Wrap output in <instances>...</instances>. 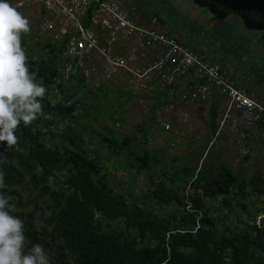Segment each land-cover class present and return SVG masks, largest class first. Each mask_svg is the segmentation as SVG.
Segmentation results:
<instances>
[{
  "label": "trees",
  "instance_id": "16d2710c",
  "mask_svg": "<svg viewBox=\"0 0 264 264\" xmlns=\"http://www.w3.org/2000/svg\"><path fill=\"white\" fill-rule=\"evenodd\" d=\"M63 43L37 41L42 55L24 43L11 69L0 59V264H264V219L255 222L264 210V167L235 174L203 155L205 146L167 165L157 157L163 148L146 147L148 127L120 134L93 126L101 112L93 93L112 90L80 75L57 82ZM119 168L128 171L127 186ZM137 175L139 193L131 188ZM22 247L34 249L33 259Z\"/></svg>",
  "mask_w": 264,
  "mask_h": 264
},
{
  "label": "rangeland",
  "instance_id": "374dc122",
  "mask_svg": "<svg viewBox=\"0 0 264 264\" xmlns=\"http://www.w3.org/2000/svg\"><path fill=\"white\" fill-rule=\"evenodd\" d=\"M2 2L0 0V59L4 61L8 69H11L13 63L17 61L16 58H19L25 51L24 43H30L36 55H42V51H36V42L50 36V32L41 26L42 22L47 20V17L43 15L38 2H27L25 6L18 10V14H14L15 11L12 9L11 1H8L5 5ZM116 2L132 15L138 13L150 16L152 13H156L163 23L161 30L164 34L174 35L173 37L180 43L202 52L206 60L224 66L222 68L224 72L230 73L237 82L245 87H255L264 99V37L259 36L256 31L244 27L240 17L234 13L228 12L223 17L218 15V17L211 18L210 14L199 8L191 0H116ZM14 16H16V19H14ZM98 31L102 36H107L104 29H98ZM113 81H102L97 86H93L107 85L112 90L107 97L100 95L98 92L93 93L98 96L95 104L101 109L99 118L92 123L93 126L104 124L116 129L120 134L134 127H148V140L145 145L147 148L156 150L163 148L162 154H157V157L162 156L164 163L167 165L172 156L186 155L195 149L197 150L195 157L201 154L200 145L203 140L208 138L206 132L200 131V128L203 129V127L192 129H189L190 127H176V123L173 122L175 116L173 109L162 106V108L158 107V111L153 110V112L154 100L151 94H148L149 92L141 93L138 89L135 90L137 92H132V90L128 92L126 86L122 83V81L124 82L123 77H116ZM87 84L92 85L93 83L87 82ZM88 87L92 88L91 86ZM121 99L125 103L117 110L116 108H118ZM107 100L110 101L109 110H116L117 113L121 111V118L124 122L114 121L109 112H105ZM192 112L195 111L192 110ZM158 114L161 117L163 115L169 121L168 125L170 126L164 133L158 129V125L154 120H151V122L149 120L151 115L155 117ZM195 115L197 114L195 113L193 116ZM176 117L179 119L178 116ZM187 125L190 126L188 122ZM168 138H172V140L166 142L167 145L163 147L162 142ZM213 140L208 143L206 151L211 156L215 152L218 156L213 157H217L226 163L235 174L250 176L258 170L259 157L256 152L252 151L247 156V160H243L238 144L233 143L231 136L225 130L220 132L218 137L214 136ZM136 141L137 137L131 142L132 147ZM124 156L125 153L120 158L121 161L124 160ZM102 163L107 170H112L111 162L104 161ZM116 175L121 177L123 186H127L129 183L128 171L125 168H119ZM131 188L135 193L145 189L140 175H137ZM21 195L23 199L25 193L22 192ZM7 200L14 201L13 197L9 195H7ZM209 204L213 206L214 213L218 210L221 211L220 206L216 203L211 202ZM257 206L259 207L258 202L253 205L248 204L247 207L251 210ZM13 209L23 212L30 210L29 206L22 209L15 206ZM34 218L36 226L42 224L37 212L34 214ZM239 218L244 219L245 217L241 215ZM255 222H258L257 219H255ZM17 242V239H13L7 242L6 245L9 248H15ZM21 249L26 251L27 260L33 259L30 256L34 251L32 247H22Z\"/></svg>",
  "mask_w": 264,
  "mask_h": 264
},
{
  "label": "built area",
  "instance_id": "2783aa9c",
  "mask_svg": "<svg viewBox=\"0 0 264 264\" xmlns=\"http://www.w3.org/2000/svg\"><path fill=\"white\" fill-rule=\"evenodd\" d=\"M9 1L14 14H18L27 2H38L47 17L41 26L50 32V42L57 45L64 41L59 83L80 75L96 86L121 76L128 87L169 100L177 99L183 107L209 98L214 89L216 98L224 99L227 109L240 113L234 118L231 131L242 134V127L264 124V105L236 85L217 62L206 60L199 51L159 31L156 15L150 16L146 24L137 23L116 0ZM98 29L111 35L134 37L139 47L150 51V62L142 67H132L126 57L109 54L97 38ZM94 55L99 57L98 64L93 60ZM181 78L184 82L180 87ZM55 95L59 97L58 92ZM183 123L186 125L187 121L183 119ZM161 125L163 130L169 127L166 122ZM260 141L264 149V130ZM256 219H264V210Z\"/></svg>",
  "mask_w": 264,
  "mask_h": 264
},
{
  "label": "crops",
  "instance_id": "0c3cea01",
  "mask_svg": "<svg viewBox=\"0 0 264 264\" xmlns=\"http://www.w3.org/2000/svg\"><path fill=\"white\" fill-rule=\"evenodd\" d=\"M152 15H156L158 17L157 28L159 31L164 33L161 30L163 28V23L161 21V18H159V16L156 13H152L150 16ZM150 16H146L138 13L137 15L133 14L135 21L140 24H146ZM98 36H99L98 38L99 41L102 42V45H104L107 48L109 54L126 57L132 67L145 66L151 60L150 51L145 50L142 47H139L138 42L134 37L133 38L122 37L119 35H111L109 33H107V36L104 37L99 31H98ZM170 36H174V35H170ZM200 53L204 58H206L202 52ZM94 59H95V63L98 64L99 57L94 55L93 60ZM228 75L233 78V76L230 73H228ZM233 80L236 85L244 88L250 97L254 98L260 104L264 105V99L262 97L263 95L260 92H258L255 89V87L252 88L245 87L243 86V84L237 82L234 78ZM183 82L184 79L181 78V81L179 83L180 87L182 86ZM122 83L126 86L128 92H131L130 90H132V92H137L135 91L137 89L133 87L132 88L128 87L126 83H124L123 81ZM140 92L144 93V91L141 90ZM214 92H215L214 89H212V93L209 96V98L203 101L195 102L187 107H183L177 99L169 100L166 98H161L159 95L156 94L154 95L153 93H148V92L145 93L151 94L152 99L154 100V107L152 108V111L153 110L158 111L157 110L158 107L162 108V106L170 107V109H173L175 111L173 122L176 123V127H187L183 123V119H185L190 124V126H188L190 127L189 129L195 127H203V129L200 128V131L206 132V137L208 136V138L203 140V143L200 145L201 148L205 146L207 150L208 143H211V141L215 140V139L213 140V137L214 136L218 137V134L220 132H224L225 130L227 134L231 136V140L233 141V143H235L236 145L238 144L239 151L243 155V160H247V156L250 155L252 151H254L259 157L258 168L264 167V149L262 148L260 141V135L264 130V124L254 123L249 127H242L241 128L242 134H240L237 131H231L233 120L234 118L238 117L240 113L234 111L233 109H227L225 100L217 99ZM192 110H194L195 112H192ZM195 113L197 115L193 116ZM176 116H178L179 119ZM195 117L197 118L196 120ZM149 120L150 122L151 120H154V122H156V124L158 125V129L163 133L166 132L165 130H163L161 122L168 123L169 121L165 119L163 115L162 117L160 114H158V116L155 117L154 116L152 117L151 115ZM152 131H154L153 128ZM170 140H172V138H168L166 141H163L162 142L163 147L166 146L167 143L170 142ZM206 150L203 152V155L205 154ZM213 156H218V155L214 152Z\"/></svg>",
  "mask_w": 264,
  "mask_h": 264
},
{
  "label": "water",
  "instance_id": "95a60500",
  "mask_svg": "<svg viewBox=\"0 0 264 264\" xmlns=\"http://www.w3.org/2000/svg\"><path fill=\"white\" fill-rule=\"evenodd\" d=\"M196 5L205 6L215 17L225 16L227 12H232L239 15L242 19L244 27L247 29L254 28L253 26L247 25V18L250 13L251 17H260L264 19V0H192ZM216 4L220 7V13H216L211 9V5Z\"/></svg>",
  "mask_w": 264,
  "mask_h": 264
},
{
  "label": "flooded vegetation",
  "instance_id": "af4514ba",
  "mask_svg": "<svg viewBox=\"0 0 264 264\" xmlns=\"http://www.w3.org/2000/svg\"><path fill=\"white\" fill-rule=\"evenodd\" d=\"M197 6L201 9H203L204 11H206L208 14H210L211 18H215L214 14L212 12H210L205 6H201V5H197ZM211 9L213 11H216L217 15H218V13H220L219 11H221L220 7L216 4L211 5ZM250 14L252 15V13H250ZM235 15H237V14H235ZM251 15H249V17L247 18V20H248L247 25L251 24V26H253L254 28H252L250 30L256 31L259 34V36L262 35V37H264V19H262L260 17H255V16L251 17ZM237 16L239 17V15H237ZM240 20L242 21L241 17H240Z\"/></svg>",
  "mask_w": 264,
  "mask_h": 264
}]
</instances>
